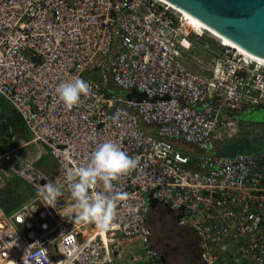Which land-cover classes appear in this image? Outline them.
I'll list each match as a JSON object with an SVG mask.
<instances>
[{
  "label": "built area",
  "instance_id": "obj_1",
  "mask_svg": "<svg viewBox=\"0 0 264 264\" xmlns=\"http://www.w3.org/2000/svg\"><path fill=\"white\" fill-rule=\"evenodd\" d=\"M204 38L218 49L189 70L182 61ZM73 77L92 92L67 110L55 89ZM0 100L55 161L64 206L75 205L67 171L97 145L115 142L138 161L114 182L127 199L102 234L74 219L78 209L67 219L49 204L0 210V264H131L121 258L133 241L140 264H160L152 209L194 235L201 264H264V148L220 155L240 139L239 119L264 112V65L178 10L158 0H0ZM186 146L198 156L178 150ZM18 164L29 183L51 182Z\"/></svg>",
  "mask_w": 264,
  "mask_h": 264
},
{
  "label": "rangeland",
  "instance_id": "obj_2",
  "mask_svg": "<svg viewBox=\"0 0 264 264\" xmlns=\"http://www.w3.org/2000/svg\"><path fill=\"white\" fill-rule=\"evenodd\" d=\"M191 24L193 25V23ZM199 46L201 48L195 46V49L191 50L186 55V61H182V64L187 66L189 70H193L196 67V61H201L202 63L210 62L211 53L218 49L217 43L211 38L202 39ZM202 47H207V52H205L206 50H203ZM119 94L122 96L124 93ZM0 111L1 118L5 119V123L1 124H7L6 119L13 114V111L1 100ZM10 127L12 129L11 132H3L0 134V148L3 147L4 141H10L12 145L9 152H12L9 156V160L7 162L0 161V171L2 173V182L0 183V210L6 215L13 214L21 207L29 204H35L38 207L41 204L48 205V202L40 195V193L44 191L42 187L48 182L44 180H35L36 182L29 183L22 177L17 176L13 169L17 170L19 161L30 165L31 168L45 175L51 183H54L60 188L62 192L61 196H63L62 188L57 180V165L50 157L47 149L40 144L32 142V137L27 133L20 121L14 125L10 124ZM238 127L244 129L242 133L248 134L245 138L251 136L252 141H254L256 145H259L261 150L264 148V112L262 110L248 113V115L241 119V123ZM178 150L188 155L190 158H194V153L187 151L186 147L184 149L178 148ZM237 150L238 149L234 147L229 148V152H233V154H238L239 152H237ZM41 155V161H37V157ZM38 182L40 184H38ZM59 202L61 201L52 204V207L56 209V211L65 209L64 207H59ZM66 207L67 212H61V217L63 219H67L65 213H73L76 211L75 205L71 203H68ZM149 222H151L150 227L154 230L156 235L164 236L165 239L169 241L174 239V235L176 236L174 231L171 230V221L167 214L159 215L151 211ZM175 240L177 241V238ZM170 243H173V241ZM137 246L138 249H140L139 244ZM173 246L174 245L171 244V247Z\"/></svg>",
  "mask_w": 264,
  "mask_h": 264
},
{
  "label": "clouds",
  "instance_id": "obj_3",
  "mask_svg": "<svg viewBox=\"0 0 264 264\" xmlns=\"http://www.w3.org/2000/svg\"><path fill=\"white\" fill-rule=\"evenodd\" d=\"M59 101L67 110H72L81 103L82 97L91 94V86L80 79L59 84L55 89ZM119 114L113 117L117 122ZM138 161L130 157L115 142H104L96 146L90 153L86 166L69 169L66 181L71 188V196L79 214L74 218L78 223L94 224L97 230L104 232L114 226L118 202L125 201L127 194L114 192V182L136 169ZM101 191H92L97 186ZM40 195L49 205L54 204L62 195L58 186L47 183Z\"/></svg>",
  "mask_w": 264,
  "mask_h": 264
},
{
  "label": "water",
  "instance_id": "obj_4",
  "mask_svg": "<svg viewBox=\"0 0 264 264\" xmlns=\"http://www.w3.org/2000/svg\"><path fill=\"white\" fill-rule=\"evenodd\" d=\"M248 54L264 59V0H164ZM60 196L56 201H61ZM60 208L64 207L62 202ZM153 207L152 202H148Z\"/></svg>",
  "mask_w": 264,
  "mask_h": 264
},
{
  "label": "flooded vegetation",
  "instance_id": "obj_5",
  "mask_svg": "<svg viewBox=\"0 0 264 264\" xmlns=\"http://www.w3.org/2000/svg\"><path fill=\"white\" fill-rule=\"evenodd\" d=\"M148 225L160 264H201L197 241L193 234L175 229L176 236H173V243H170L172 241L166 240L164 236L156 235L149 222ZM171 244L174 246L171 247Z\"/></svg>",
  "mask_w": 264,
  "mask_h": 264
},
{
  "label": "trees",
  "instance_id": "obj_6",
  "mask_svg": "<svg viewBox=\"0 0 264 264\" xmlns=\"http://www.w3.org/2000/svg\"><path fill=\"white\" fill-rule=\"evenodd\" d=\"M18 121H20L19 117L13 112V114L6 119L7 124H0V134H2L3 132H7L8 126H10V124L14 125ZM255 146H256V144L254 142H249L247 140V138H245V137L242 139L240 138L238 140H234L232 142L227 143L224 146L225 152L220 153V155L233 154V152H229V148H231V147L237 148L238 149L237 152H239V153L252 154L255 152ZM11 147H12V145L10 144V141H4L3 147L0 148V156L5 154V153L10 152Z\"/></svg>",
  "mask_w": 264,
  "mask_h": 264
},
{
  "label": "bare ground",
  "instance_id": "obj_7",
  "mask_svg": "<svg viewBox=\"0 0 264 264\" xmlns=\"http://www.w3.org/2000/svg\"><path fill=\"white\" fill-rule=\"evenodd\" d=\"M159 2H163L165 4H168L170 7L178 10L180 13L184 14V16L186 17V19L190 22L193 23L194 26H196L197 28L205 31L207 34H209L211 37H214L215 39H217L219 42H221V45L223 46H227V47H232L234 49H237L241 54L245 55L246 57H249L252 61H254L255 63L258 64H262L264 65V59H260L258 57L252 56L250 54H248L247 52H245L244 50H242L240 47H238L237 45H235L234 43H232L231 41L227 40L224 37H221L220 35H218L217 33H215L212 29H210L207 25H205L203 22L195 19L194 17H192L191 15H189L188 13L184 12L181 8L179 7H175L174 5H171L168 2H165L164 0H158ZM42 155L37 157V161H41ZM30 169L32 171H34L35 173L46 177L45 175H43L42 173H40L39 171H36L35 169L31 168ZM51 175V174H50ZM49 177V176H48ZM97 233L102 234L99 230H97Z\"/></svg>",
  "mask_w": 264,
  "mask_h": 264
},
{
  "label": "crops",
  "instance_id": "obj_8",
  "mask_svg": "<svg viewBox=\"0 0 264 264\" xmlns=\"http://www.w3.org/2000/svg\"><path fill=\"white\" fill-rule=\"evenodd\" d=\"M257 111V110H256ZM255 111H253V113H254ZM246 115H248V114H246ZM245 115V116H246ZM244 116V117H245ZM244 117H242L241 119H243ZM241 119H239L240 121H239V124L241 123ZM239 126V125H238ZM238 130H239V132H240V138H244V137H246L248 134H246V133H242L243 132V130L244 129H242V128H240V127H238ZM185 148V147H184ZM183 148V149H184ZM186 150L187 151H189V152H192V153H194V158L196 157V156H198V151L196 150V149H194V148H192V147H190V146H186ZM225 152V148L223 147L222 149H221V151H220V153H224ZM254 152V151H253ZM193 158V159H194ZM57 202V201H56ZM62 202V201H61ZM60 203V202H59ZM52 205V204H51ZM53 206V205H52ZM60 207V206H59ZM64 208L66 209L67 207L66 206H64ZM76 209V208H75ZM8 210V209H7ZM63 211V210H62ZM66 211V210H65ZM151 211H153V212H155L156 214H159V215H161L162 214V212L161 211H157V210H155V209H152ZM170 221H171V227H172V229L171 230H175V229H177V228H175V226H174V224H173V222H172V220H171V218H170ZM151 222H149V224H150ZM183 230V229H182ZM186 231V230H185ZM187 232H189V231H187ZM190 233V232H189ZM138 243L137 242H135V241H133V242H129L128 244H126V246L124 247V249H123V253H122V258H121V262L122 263H131V264H140L141 262H142V252H141V249H138Z\"/></svg>",
  "mask_w": 264,
  "mask_h": 264
}]
</instances>
